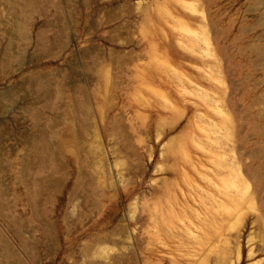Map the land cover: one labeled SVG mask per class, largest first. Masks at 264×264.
Listing matches in <instances>:
<instances>
[{"label":"rangeland","instance_id":"obj_1","mask_svg":"<svg viewBox=\"0 0 264 264\" xmlns=\"http://www.w3.org/2000/svg\"><path fill=\"white\" fill-rule=\"evenodd\" d=\"M215 197L264 264V0H0V264H194Z\"/></svg>","mask_w":264,"mask_h":264},{"label":"bare ground","instance_id":"obj_2","mask_svg":"<svg viewBox=\"0 0 264 264\" xmlns=\"http://www.w3.org/2000/svg\"><path fill=\"white\" fill-rule=\"evenodd\" d=\"M217 200L218 199L215 197L213 201L206 202L200 198L199 203L197 202L199 206L195 207V212L197 214H194L195 230L193 232V237L197 242V248L195 249L196 261L194 260V264H237L241 259L238 239L241 237L243 229L239 228L237 230L234 237L235 240L234 242L232 241V243L230 239L231 236L226 232L227 229L225 228L226 224H224V217L220 218L214 214L213 210L209 211ZM203 207L208 210L205 214L201 212V208ZM210 226H215V234L212 238H208L210 235ZM202 236H204V239L206 240L203 245H201V242L199 241V238H202ZM203 246L205 247L203 248ZM198 247L202 249H199ZM100 251H104V249L101 248ZM211 254H214V256H211ZM249 257H251V252H249Z\"/></svg>","mask_w":264,"mask_h":264}]
</instances>
